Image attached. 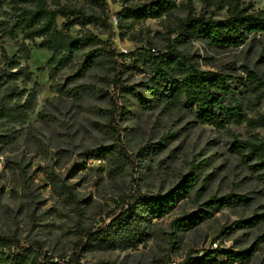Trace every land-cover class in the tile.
<instances>
[{
    "label": "trees",
    "instance_id": "obj_1",
    "mask_svg": "<svg viewBox=\"0 0 264 264\" xmlns=\"http://www.w3.org/2000/svg\"><path fill=\"white\" fill-rule=\"evenodd\" d=\"M108 1L120 6L113 16ZM177 11L184 12V16H176ZM221 12L225 18L216 19L215 14ZM151 20L159 21L165 32L162 52L158 51L155 38L150 37L149 29L142 28L144 22ZM75 28L78 31L74 34ZM256 36L264 37V11L255 9L251 0H187L180 5L176 0H0V155L13 144L19 128L35 114L38 105V84L21 64L29 61L32 46L51 54L39 72L47 71L50 89L58 96L76 99L96 92L107 100L108 108L100 113L106 117L110 144L93 149L87 158H103L111 177L134 165L118 125L124 113L121 99L129 92L123 79V62L129 60L151 75L146 89L156 103L164 110L189 108L202 124L225 132L230 151L264 183V138L257 133L264 130V113L259 109L264 103V80L246 65L239 69L242 76L202 70L197 56L177 49L179 43L186 41L199 42L212 51L237 49ZM115 38L144 47L120 53L113 43ZM7 42L16 48L13 56L6 51ZM68 70L72 74L67 83L82 79L90 70H98L104 74L103 87L79 85L66 89L60 76ZM240 99L245 100L244 107ZM248 112L254 115L250 117ZM242 125L247 134L244 140L230 129ZM195 184V176L188 171L179 177L178 192L170 189L165 193L140 194L134 190L131 196L113 199L114 208L106 214L109 222L97 227L93 222H85L83 202L77 201L73 187L53 175L48 185L75 213V241L70 257L66 261L64 257L55 259L47 255L38 241L20 246L18 238L8 236L0 239V264H82L84 253L136 250L149 239L151 222L166 216L177 203L178 195L191 192ZM199 195L198 190L194 196ZM23 198L30 217L36 218L40 209L36 200L29 192ZM248 203L244 196L229 194L210 197L204 206L213 210ZM203 214L207 216L206 212ZM261 218L254 215L238 224L251 227ZM195 220L187 215L176 219L174 225L178 230H186ZM191 256L189 252L179 264H193L195 260L200 264H217V257L245 261L247 251L215 249L205 251L202 257Z\"/></svg>",
    "mask_w": 264,
    "mask_h": 264
},
{
    "label": "rangeland",
    "instance_id": "obj_2",
    "mask_svg": "<svg viewBox=\"0 0 264 264\" xmlns=\"http://www.w3.org/2000/svg\"><path fill=\"white\" fill-rule=\"evenodd\" d=\"M176 1L180 5L187 0ZM251 1L255 9L264 11V0ZM108 4L111 16L120 10L119 4L110 1ZM176 16L183 17L184 12L177 11ZM215 18L224 19L225 14L217 13ZM142 28L149 29L150 37L155 38L154 43L162 52L165 32L159 21H146ZM72 31L75 34L78 28ZM113 43L120 53L144 47L116 38ZM5 48L9 56L16 53L10 42ZM30 49L29 61L21 64L38 84V105L35 114L19 128L13 144L0 155V239L14 236L21 241L20 246L38 241L47 255L55 259L64 257L66 261L75 241V213L48 185L50 177L55 175L73 187L75 198L83 202L85 222L101 227L102 222H109L106 214L114 208L113 199L131 196L134 190L140 194L176 190L179 177L191 171L196 178L193 190L178 195L172 210L151 222L150 237L144 245L136 250L84 253L80 262L179 264L189 252L192 258H198L208 250L228 249L235 253L246 250L247 260L232 262L217 257V264H264V183L230 151L225 132L202 124L189 108L164 110L146 89L151 78L149 72L127 60L123 62L126 63L123 79L129 92L121 99L124 113L118 125L134 165L111 177L103 158H87L93 149L110 144L106 117L100 113L108 108L107 100L96 92L76 99L58 96L50 89L47 71L39 72L51 54L32 46ZM177 49L197 56L202 70L242 76L239 69L246 65L264 80V37L256 36L237 49L212 51L199 42L187 41L179 43ZM71 74L68 70L60 76L66 89L79 85L103 87L104 74L98 70H90L82 79L67 83ZM240 102L244 107L245 100ZM259 109L264 113V103ZM253 115L248 112V116ZM230 129L241 140L247 138L244 125ZM257 133L264 138L263 129ZM198 190L200 195L195 198ZM27 192L40 208L36 218L30 217L31 211L25 204L23 195ZM229 194L244 196L249 203L213 210L204 206L210 197ZM187 215L197 218L195 224L178 230L175 220ZM254 215L262 218L251 227L238 224ZM193 264L200 263L195 260Z\"/></svg>",
    "mask_w": 264,
    "mask_h": 264
},
{
    "label": "built area",
    "instance_id": "obj_3",
    "mask_svg": "<svg viewBox=\"0 0 264 264\" xmlns=\"http://www.w3.org/2000/svg\"><path fill=\"white\" fill-rule=\"evenodd\" d=\"M114 20V23H115V19H113ZM125 53V52H124Z\"/></svg>",
    "mask_w": 264,
    "mask_h": 264
}]
</instances>
